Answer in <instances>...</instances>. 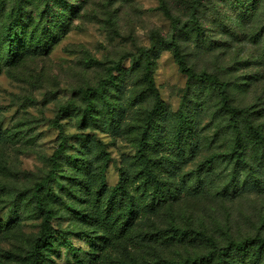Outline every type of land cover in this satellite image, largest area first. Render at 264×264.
<instances>
[{
    "label": "rangeland",
    "instance_id": "1",
    "mask_svg": "<svg viewBox=\"0 0 264 264\" xmlns=\"http://www.w3.org/2000/svg\"><path fill=\"white\" fill-rule=\"evenodd\" d=\"M193 2L201 32L179 37L188 65L227 81L230 104L248 109L250 124L264 132V0H0V264H76V255L85 264H171L197 256L207 258L201 264H216L208 257L217 246L264 237V145L252 141L248 118L237 116L248 160L228 161L224 154L234 141L220 95L205 83L188 89L163 45L153 69L162 105L149 132L157 148L150 156L162 162L187 155L176 174L160 175L171 195L152 200L151 186L145 195L138 192L137 204L156 206V213L140 216L120 238H107L74 210L87 206L70 195L82 180L90 179L94 191L110 190L123 174L132 178L140 170L137 136L154 99L140 83L142 60L134 58L151 46L153 31L172 35L162 4L189 23ZM10 23L33 42L26 48L17 42L19 53L7 61ZM119 63L113 82L96 97L106 126L87 125L86 90ZM183 113L195 136L192 153L185 144L181 150L172 145ZM113 119L116 130L110 127ZM63 140V154L91 165L78 169L80 160L61 158L58 175L50 180ZM42 206L58 213L52 246L40 241ZM257 254L263 262L258 248L245 260L252 262Z\"/></svg>",
    "mask_w": 264,
    "mask_h": 264
},
{
    "label": "trees",
    "instance_id": "2",
    "mask_svg": "<svg viewBox=\"0 0 264 264\" xmlns=\"http://www.w3.org/2000/svg\"><path fill=\"white\" fill-rule=\"evenodd\" d=\"M195 3H192V16L189 23H181L178 17H175L168 7L162 4V10L168 18H170L173 27V33L169 38H166L163 35H160L159 32L153 31L151 36V46L143 48L139 53L137 58H134L135 62L142 60L140 65L141 70L143 71L142 78L140 83H144V91L147 94L153 96L154 99V108L148 113L147 120L144 123V126L140 129V135L137 136V152H138V167L140 170L132 178H127L128 173L123 174L119 183L107 190L105 187H99L95 191L93 190L94 186L90 179L82 180L78 184L79 190H73L70 192V195L76 197L81 203L86 204L85 209L78 210L74 209L76 213L81 215V218L88 223H95L98 225L106 234L107 238L114 237L120 238L124 235H128V231H131V228L136 225V222L139 220L140 216H145L146 214H155L156 206H149L148 204L144 206H139L137 204V193L141 192L142 195H145V189L148 186H151L152 190V200L155 198H161L163 201L165 198H168V195H171L170 192H166L165 188L162 187L163 184L160 180V175L164 174L167 176H172L180 171L183 165L186 163L185 154L180 153L175 159L172 160H163L162 162L156 161L155 158H152L150 154L155 153L156 147L153 146L152 141H150L149 132L150 129H153V126L156 122V117L160 113L161 108V96L160 92L155 84L153 77V69L155 63V55L158 53L160 46L163 45L166 48L170 49L177 64L182 72L187 78V87L190 89L193 83H205L211 90L217 91L221 97V108L223 111L229 113V122L228 125L230 130V140L234 141L233 146H231V151L225 152V158H228V161L233 160L235 157L241 162H235V164L245 163L248 160V154L246 153V144L240 145L242 136L239 131V121L236 118L237 116H244L248 118V129L250 130V137L252 141L257 146L261 144L264 145V132L260 130L259 127L255 128L250 124V111L246 108H236L230 104V95L228 90V82L223 80L220 76L208 73L206 71L196 72L191 66L188 65L186 55L182 49V46L179 42V37L183 33H195L197 35L201 32L200 26V17L197 15ZM56 18V17H54ZM26 32L20 33L16 26L12 23L8 24L7 32L5 34V44L7 45L6 56L7 61H12L15 59L19 53V45L22 48H26L33 40L28 41L25 38ZM4 43V42H3ZM122 64L119 63L108 69V73L104 79H102L96 87L89 88L85 92V99L87 100V105L85 106L83 120L87 125H99L105 121L100 116L99 111H97V94L106 90L108 84L112 83L115 79V71H120ZM113 112V117L117 114L115 110H110ZM225 112V113H226ZM119 114V113H118ZM102 122V123H101ZM111 123L112 129H118L119 125L116 124V121L113 119ZM189 126L188 116L183 113L179 119V125L177 132L174 134L175 140L172 142V145H177L179 150L185 148L182 145H186L189 153H192L194 149V139L195 136L192 134L193 128ZM244 138V137H243ZM229 139V138H228ZM245 139V138H244ZM65 147V140L60 144V148L55 152L53 159V167L50 171L49 179L53 180L58 175V169L61 166V161L59 159L68 158L72 159L73 162H79L76 165L78 169L88 168L91 164L86 161V158L81 159L76 155L68 156L63 154ZM92 148V145L90 149ZM88 148H85V153L87 154ZM170 164L171 169L168 168L167 164ZM66 179H74L72 176L66 177ZM136 185V189L135 186ZM131 185V187L129 186ZM135 192V195L132 193ZM39 204H43L42 199L39 195H36ZM42 212L44 214V219L42 222V231L40 241L42 245L52 246V241L54 239V227L53 219L57 213L53 207L42 206ZM210 242L216 245L211 238H208ZM211 243V244H212ZM255 248H258L259 252L264 253V237H248L243 240H230L225 247H216L214 253L210 254L208 259L213 261L216 264H223L226 261L229 264V260H233L235 264H264V261L260 263L257 262L259 254L253 258L252 262L246 261L245 256L251 254L255 251ZM258 253V251H256ZM38 254V252H37ZM255 254V253H254ZM76 264H85L84 261L78 256ZM207 258L197 256L195 258H188L179 262L172 261L171 264H187L190 263H203ZM240 259V262H238ZM33 264H37L35 260Z\"/></svg>",
    "mask_w": 264,
    "mask_h": 264
}]
</instances>
